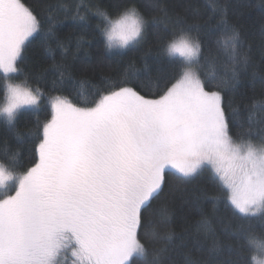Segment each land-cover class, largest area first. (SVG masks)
Masks as SVG:
<instances>
[{
  "label": "snow or ice",
  "instance_id": "obj_1",
  "mask_svg": "<svg viewBox=\"0 0 264 264\" xmlns=\"http://www.w3.org/2000/svg\"><path fill=\"white\" fill-rule=\"evenodd\" d=\"M95 14L104 22L108 48L139 45L150 24L167 27L165 19H146L134 4L119 9L115 18L99 7ZM219 16L214 25L176 22L180 34L173 33L164 51L181 58L179 66L170 64L153 81L129 64L117 78H102L93 97L82 98L85 106H78L68 96H46L31 87L19 67L26 42L39 33L52 63L37 79L52 71L54 89L68 87L82 97L70 66L52 54V40L64 49L55 17L42 18L23 0H0V117L14 139L34 144L31 166L23 165L19 153L9 157L11 168L0 163V264H69V256L71 264H133L135 258L164 264L176 234L167 209H153L152 202L164 192L166 177L184 184L205 170L214 193L201 190L196 201L198 206L210 201L213 213L223 206L240 221L234 230L226 229L229 238H246L254 224L264 228V102L248 106L247 129L234 137L222 90L235 88L249 57L226 6L219 8ZM71 19L86 30L89 18L80 14L79 5ZM193 31H203L223 52L222 71L204 55ZM217 32L226 37L223 43L215 39ZM15 73L24 76L20 83L10 82ZM42 102L50 103V119L20 131L21 110H39ZM231 112L243 128L236 109ZM197 230L215 235L203 212ZM157 241L162 247L148 260L147 244ZM219 250L215 243L209 252ZM228 264L248 261L238 251Z\"/></svg>",
  "mask_w": 264,
  "mask_h": 264
},
{
  "label": "trees",
  "instance_id": "obj_2",
  "mask_svg": "<svg viewBox=\"0 0 264 264\" xmlns=\"http://www.w3.org/2000/svg\"><path fill=\"white\" fill-rule=\"evenodd\" d=\"M23 2L42 18L48 15L55 17L56 34L58 40L64 44V49L58 46L57 40H52L49 42L53 49L52 54L57 62L62 61L70 66L76 81L75 88L82 94V97L75 95L68 87L54 89L52 71H48L43 79H37V73L49 68L52 63L45 50L42 35L37 33L26 42L24 59L19 67L22 73L28 76L30 86L39 87L46 96H68L78 106H85L82 98L91 99L97 87L101 85L102 78H117L129 64H134L142 75L151 76L155 81L158 73L169 71L170 64L179 66L182 63L181 59L168 56L164 51L166 43L174 38L173 33L175 32L176 36L180 34V26L176 22H183L181 25L183 27L203 26L206 22L214 25L220 18L219 8L226 6L227 19L240 30L243 51L249 57V63L241 73L235 88L222 90L225 112L229 116L234 137L238 132L247 129L248 106L264 102V0H23ZM129 4H134L148 20L153 17L165 19L167 27L162 24L157 29L150 24L146 38L139 45L124 50L108 48L106 37L102 34L104 22L95 14L96 9L99 7L105 10L110 18H115L117 11ZM150 4L157 7H149ZM78 5L80 14L89 18L86 30L83 23L77 24L71 19ZM98 24L100 27H97ZM192 34L199 36L204 55L214 59L217 71H222L226 64L223 52L217 49L213 40L204 35L203 31L199 33L193 31ZM81 37L83 46L78 49L77 41ZM215 39L223 43L226 37L217 32ZM207 67L206 64L204 70H207ZM13 77L16 83L24 79L21 73H15ZM3 95L4 78L0 73V105L3 103ZM231 109H236L235 115L239 116L243 128L233 120ZM46 119H50V104L42 102L39 110H21L17 128L22 132L27 131L33 129L38 121L43 122ZM33 148L34 144L21 143L7 133L4 130L3 117H0V163L11 168L9 157L12 153H19V160L25 167H29L32 163ZM166 181L164 192L158 200L152 202L153 209L161 207L167 209L170 216L169 228L176 234L173 237L175 246L170 247L165 253L164 264H186L189 259L196 264H228L237 257L238 251L247 259L248 264H254L252 256H256L260 249H264V228L254 224L253 231L246 238L240 240L229 238L228 231L234 230L240 221L230 212L224 211L223 206L218 212L213 213L210 201H204L199 206L196 201V196L201 190L214 193L207 170L184 184H179L172 176L166 177ZM201 212L209 217L215 235L197 230ZM158 230L163 232L168 229L158 226ZM215 243L219 244L220 250L210 253L209 249ZM147 247L148 260H151L153 251L162 247V244L158 241L151 242ZM133 264H144V261L142 258H135Z\"/></svg>",
  "mask_w": 264,
  "mask_h": 264
},
{
  "label": "rangeland",
  "instance_id": "obj_3",
  "mask_svg": "<svg viewBox=\"0 0 264 264\" xmlns=\"http://www.w3.org/2000/svg\"><path fill=\"white\" fill-rule=\"evenodd\" d=\"M35 35V34H34ZM31 38V37H30ZM29 38V39H30ZM111 49H113V50H124V49H120V48H111ZM174 57H177V56H174ZM177 58H179V57H177ZM179 59H181V58H179ZM14 74H12V76H13ZM10 82H13V83H16V82H14L13 81V79L10 81ZM50 104V103H49ZM26 109H28V108H25V109H22V110H26ZM3 191L4 190H2V189H0V195H3ZM260 252H264V249H260ZM258 253L257 255H256V261L254 262V264H257V259H258V264H264V253ZM259 257V258H258ZM69 259H71V257L69 258ZM69 264H71V261H69Z\"/></svg>",
  "mask_w": 264,
  "mask_h": 264
}]
</instances>
